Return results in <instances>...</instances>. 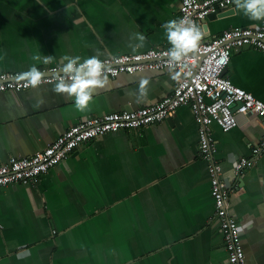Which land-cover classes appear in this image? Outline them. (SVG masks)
Wrapping results in <instances>:
<instances>
[{"label":"crops","instance_id":"1","mask_svg":"<svg viewBox=\"0 0 264 264\" xmlns=\"http://www.w3.org/2000/svg\"><path fill=\"white\" fill-rule=\"evenodd\" d=\"M179 0H0V73L85 59L169 48L162 25L177 19ZM227 11V12H226ZM198 25L203 39L236 26L264 28L232 5ZM147 37L133 50L131 33ZM131 43H135L132 41ZM51 55L49 64L32 60ZM224 75L264 102V58L250 47L232 49ZM89 110L44 83L0 92V163L49 146L84 117L134 110L158 102L176 83L168 69L108 77ZM143 81L147 96L136 97ZM214 158L239 225L245 264H264V153L234 178L233 163L249 157L264 118L238 116L223 132L212 127ZM206 162L197 150V124L187 106L160 123L91 139L36 183L0 187V264H227Z\"/></svg>","mask_w":264,"mask_h":264},{"label":"built area","instance_id":"2","mask_svg":"<svg viewBox=\"0 0 264 264\" xmlns=\"http://www.w3.org/2000/svg\"><path fill=\"white\" fill-rule=\"evenodd\" d=\"M232 5L230 0H179L177 19L187 17L198 24L206 15L222 12ZM250 46L264 58V28L236 26L220 34L202 39L195 52H189L178 65L179 79L172 92L158 102L134 110L109 112L99 116L84 117L68 127L49 146L27 157H10L0 163V187L36 183L56 164L64 161L70 152L83 143L109 132L132 130L160 123L174 114L180 106H187L197 124V150L207 164L210 195L213 203L211 220L217 222L227 253V264H245L239 225L231 215L228 197L235 183L227 184L222 169L214 158L216 152L212 127L216 125L226 132L238 123V116L264 118V102L234 85L225 75L232 49ZM168 48H150L134 54H118L101 60L107 63L106 75L115 78L120 74H133L143 70L168 69L164 55ZM227 53L225 62H221ZM62 65V64H61ZM42 69L45 76L40 83L56 82L58 67ZM19 72L0 73V92L20 91L30 88L17 79ZM264 153V133L251 147L249 157H241L233 163L232 174L236 178L241 170L250 167Z\"/></svg>","mask_w":264,"mask_h":264},{"label":"clouds","instance_id":"3","mask_svg":"<svg viewBox=\"0 0 264 264\" xmlns=\"http://www.w3.org/2000/svg\"><path fill=\"white\" fill-rule=\"evenodd\" d=\"M237 9L243 10L249 19L259 21L264 19V0H230ZM165 36L170 45L164 55L168 59V70L173 79H179V73L175 70L178 65H182L184 58L189 52H195L199 48L200 41L205 33L201 27L183 17L180 19H172L162 25ZM130 47L133 50L145 46L147 37L140 33L134 32L129 36ZM135 41V43H131ZM100 53L91 57L81 59L80 56H64V63L58 67L56 82L53 91L58 94H66L74 98V107L79 112L89 110L90 101L96 89L104 88L108 85L107 63L99 58ZM228 54H223L222 63L226 61ZM54 57L51 55H35L33 61L49 64ZM45 72L41 71L33 64L27 71L17 75V79L26 82L31 87L40 85ZM147 81H143L139 95L136 97L141 102L147 96L145 85Z\"/></svg>","mask_w":264,"mask_h":264},{"label":"water","instance_id":"4","mask_svg":"<svg viewBox=\"0 0 264 264\" xmlns=\"http://www.w3.org/2000/svg\"><path fill=\"white\" fill-rule=\"evenodd\" d=\"M227 12V11H226ZM226 12H215V13H210L206 15L201 21L204 22L206 20H211L215 18H220L225 15Z\"/></svg>","mask_w":264,"mask_h":264}]
</instances>
